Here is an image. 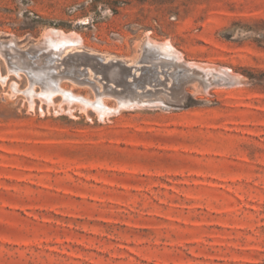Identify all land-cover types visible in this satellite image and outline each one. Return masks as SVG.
Wrapping results in <instances>:
<instances>
[{
	"label": "rangeland",
	"instance_id": "1",
	"mask_svg": "<svg viewBox=\"0 0 264 264\" xmlns=\"http://www.w3.org/2000/svg\"><path fill=\"white\" fill-rule=\"evenodd\" d=\"M51 28L83 39L59 60L66 95L0 54V264H264V0H0L18 54L36 59ZM192 61L246 80L205 83ZM133 81L163 105L101 116L98 91L116 106Z\"/></svg>",
	"mask_w": 264,
	"mask_h": 264
},
{
	"label": "bare ground",
	"instance_id": "2",
	"mask_svg": "<svg viewBox=\"0 0 264 264\" xmlns=\"http://www.w3.org/2000/svg\"><path fill=\"white\" fill-rule=\"evenodd\" d=\"M147 36V35H146ZM145 38V37H144ZM82 40L81 36L79 33H77L76 31H70V32H66L63 29H58V28H51L49 29L45 36H44V41H43V45L40 47L41 52L39 54H36L37 56L34 57L33 55L30 56L31 58H36V59H32V61L30 60L29 56H27V54L21 53L18 54V52L16 51V49H14L11 44V42H9V44H4L3 42H0V54H2L3 56H5L7 59H10L11 61L14 62L13 65H15L14 68L10 69L11 72H14L16 74H19L21 71H24L26 73H29L32 75L31 80V84H33V86L35 84H40L43 87V94L44 98L46 97L47 99H49L51 97V101H52V96L55 94L57 95V93H62L64 95H66V92L61 88L60 83L62 80H64L65 78H69L70 76L73 78L76 77V73H74L73 75L70 74H64L62 72H65V70L63 69L64 67H62L63 64H69L66 65L67 67V71L68 69L71 67L70 62L68 60H64V61H60L61 63H59V60L61 59V55L63 53L72 51V50H76L79 51L82 48ZM2 41V40H1ZM146 41V40H145ZM148 48L151 50L153 49L154 51H157L160 55V58H164V59H170L173 60L174 62L182 60V55H180V51H178L177 47L174 45V43L171 40H164V41H153L149 38L148 40ZM84 44V43H83ZM86 47V46H85ZM146 47V46H145ZM146 47V48H147ZM34 50V49H33ZM39 50V51H40ZM35 51V50H34ZM90 51V50H89ZM143 51V50H142ZM82 52V51H81ZM85 52V51H84ZM144 52V51H143ZM88 53V52H87ZM77 55V52L75 53ZM80 54V53H78ZM89 54V53H88ZM92 54H94V52H92ZM100 54V53H98ZM148 54V53H147ZM156 54V53H155ZM29 55V54H28ZM67 55V54H66ZM83 55V54H82ZM91 55V54H90ZM158 55V56H159ZM73 56V55H72ZM72 56L69 55V58H71ZM78 56V55H77ZM75 56V59H77ZM86 56V55H85ZM152 56V55H151ZM149 57V56H147ZM68 58V57H67ZM74 58V57H73ZM91 58V57H90ZM90 58H87L86 61L89 62V65L91 64ZM106 59H108V57H104ZM154 58V57H153ZM65 59V58H64ZM85 59V58H83ZM99 59V58H98ZM9 60V61H10ZM63 60V59H62ZM80 60H82L80 58ZM92 60V59H91ZM103 59H101V61L97 62H102ZM105 60V59H104ZM121 60V58H120ZM79 61V60H78ZM95 61V60H94ZM112 61V60H111ZM157 61V60H156ZM161 61V60H160ZM183 61V60H182ZM12 62V63H13ZM76 62V61H74ZM84 64V61H81ZM113 63L115 61H112ZM166 62V61H165ZM78 63V62H77ZM76 63V64H77ZM93 63V62H92ZM105 63V61H104ZM110 63V62H109ZM108 63V64H109ZM112 63V64H113ZM130 63V62H129ZM168 63V62H167ZM170 63V62H169ZM181 63V62H180ZM179 63V64H180ZM111 64V65H112ZM117 64V63H116ZM122 64V63H120ZM125 64V63H124ZM140 63H137L135 66V68H133V73L131 70V73L134 75V77H138L140 72H139V68H140ZM147 64V63H146ZM152 64V63H151ZM174 64V63H173ZM186 64V62H185ZM184 64V65H185ZM188 69H190L193 74H200V78L202 79L203 82L208 83L211 79V77H216V78H221L225 81H231L232 83H241L244 80V76L234 72L231 68L228 67H224V66H219V65H215V64H210V63H204V62H197V61H192V62H188ZM81 65L80 62L79 64H77L76 66ZM82 65V66H83ZM94 65V64H93ZM107 65V63H106ZM109 65V66H111ZM123 65V64H122ZM169 64H166V66ZM171 65V64H170ZM183 65V66H184ZM126 66V65H125ZM164 66V65H163ZM172 66V65H171ZM170 66V67H171ZM181 66V65H180ZM226 66V65H225ZM84 67V66H83ZM113 67L116 68V66L113 65ZM112 67V69H113ZM129 67V66H128ZM127 67V68H128ZM145 67V66H144ZM168 67V66H167ZM166 67V68H167ZM80 68V67H78ZM96 70L99 71L100 69L98 68V66H95ZM110 68V67H109ZM108 69V75L109 77H105V78H115L116 75L119 73H117V71L115 70H120V69ZM123 68V66H122ZM132 68V67H131ZM152 68V67H151ZM155 68V67H154ZM163 68V67H162ZM161 68V69H162ZM169 68V67H168ZM167 68V69H168ZM66 69V67H65ZM84 69V68H83ZM82 69V70H83ZM86 69V67H85ZM84 69V70H85ZM129 69V68H128ZM127 69V70H128ZM142 69V67L140 68ZM72 70V69H71ZM130 70V69H129ZM157 70L154 69L153 71ZM97 71H93V68H90L88 66V74L90 73V81H88L90 84L95 83L92 79H94L96 82L99 81V83H101L99 80L100 78H102L101 74H97ZM105 71V70H104ZM107 71V70H106ZM105 71V72H106ZM122 71V70H120ZM126 71V68H124V71ZM166 71V70H165ZM189 71V70H188ZM70 72V71H69ZM130 72V71H129ZM152 72V70H151ZM161 72V71H160ZM178 72V71H177ZM71 73V72H70ZM73 73V72H72ZM87 73V72H86ZM104 73V72H102ZM107 73V72H106ZM173 73V72H172ZM175 73V72H174ZM191 73V72H190ZM85 74V73H84ZM124 74V73H123ZM126 74V73H125ZM128 74V73H127ZM126 74V75H127ZM148 74V73H147ZM169 74V73H168ZM185 74V73H184ZM94 75V76H93ZM107 75V76H108ZM121 75V74H120ZM141 75V74H140ZM157 75V74H156ZM162 75V73H161ZM167 75V74H166ZM175 75V74H174ZM182 75V74H180ZM189 75V74H187ZM86 76V75H85ZM131 76V75H130ZM158 76V75H157ZM173 76V74H172ZM81 77V75H80ZM83 77V75H82ZM182 77V76H181ZM194 77V76H193ZM71 78V79H72ZM87 78V77H86ZM92 78V79H91ZM104 78V79H105ZM127 78V77H126ZM142 78V77H141ZM148 78V76H147ZM159 78V77H158ZM167 78V77H166ZM80 78H78L79 80ZM85 79V78H84ZM103 79V78H102ZM108 79V80H109ZM146 79V77H145ZM150 79V78H149ZM175 79V77H174ZM75 80V79H74ZM77 80V79H76ZM75 80V81H76ZM131 80V79H130ZM142 80V79H141ZM159 80V79H156ZM73 81V80H72ZM105 81V80H104ZM118 81V80H117ZM124 81V80H123ZM153 81V80H152ZM152 81L150 83H152ZM74 82V81H73ZM79 82V81H78ZM82 82V81H81ZM106 82V81H105ZM116 82V81H115ZM122 82V81H121ZM125 82V81H124ZM130 81H127V83ZM147 82V81H145ZM143 83V85L139 86L137 85L136 82L133 81V83H136L135 85H137V87H144V89H149L150 85L147 83ZM149 82V81H148ZM167 82V81H166ZM178 82V81H176ZM174 81V83H176ZM104 83V82H102ZM107 83V82H106ZM112 83V82H111ZM120 83V82H119ZM118 83V84H119ZM132 83V81H131ZM164 83V82H163ZM244 83V82H243ZM78 84V83H75ZM98 84V83H97ZM116 84V83H115ZM106 85V84H105ZM127 85V89H123L124 91H127V99H122L119 101V103L117 102L118 105L114 106V105H110V104H105L103 103V99L104 98H108L110 97L108 93H106V89L104 90H99L97 93L98 96V102L95 103L96 109L99 111L98 113H101V116L103 115H107V114H111L114 112H118L120 109L122 108H136V107H143V106H154L157 107L159 105H163V101L161 100H152L151 98H143L142 100H137L134 97V92H133V88L134 86H131L130 84H126ZM125 85V86H126ZM63 86V85H62ZM111 86V85H109ZM113 86V83H112ZM109 87L107 88V92H117V90H114L113 87ZM161 86V85H159ZM168 86V84H167ZM35 87V86H34ZM105 87V86H104ZM118 87V86H117ZM123 87V86H122ZM158 87V86H157ZM169 87V86H168ZM177 87V86H176ZM103 88V87H102ZM172 88V86H171ZM68 89V88H67ZM159 89V88H158ZM162 89V88H160ZM174 89V88H172ZM171 89V90H172ZM182 89V88H181ZM209 89V88H208ZM66 90V89H65ZM179 90V89H177ZM183 90V89H182ZM207 90V88H206ZM29 91V90H28ZM71 91V90H70ZM154 91V90H153ZM160 91V90H159ZM180 91V90H179ZM31 92V91H30ZM161 92V91H160ZM38 93V92H37ZM157 93V92H156ZM156 93H153L152 95H158ZM174 93V91H173ZM176 93V92H175ZM31 94V93H30ZM35 94V93H34ZM74 94V93H73ZM122 94V93H121ZM124 94V93H123ZM122 94V95H123ZM160 94V93H159ZM33 95V94H31ZM38 95H40L38 93ZM68 95V94H67ZM75 95V94H74ZM77 95V94H76ZM34 96V95H33ZM41 96V95H40ZM42 96V97H43ZM82 96V95H81ZM173 96V95H172ZM54 97V96H53ZM66 97V96H65ZM112 97H116L112 96ZM120 96H118L119 98ZM158 97V96H156ZM76 98V97H74ZM88 98V97H87ZM159 98V97H158ZM177 98V97H176ZM54 99V98H53ZM163 100V99H162ZM49 103V102H48ZM81 103L83 105V109L89 105H91V101H88L86 99H81ZM107 103V102H106ZM71 104V103H69ZM81 105V106H82ZM94 105V103H93ZM96 110V111H97Z\"/></svg>",
	"mask_w": 264,
	"mask_h": 264
},
{
	"label": "water",
	"instance_id": "3",
	"mask_svg": "<svg viewBox=\"0 0 264 264\" xmlns=\"http://www.w3.org/2000/svg\"><path fill=\"white\" fill-rule=\"evenodd\" d=\"M200 78V77H199ZM201 79V78H200ZM202 80V79H201ZM186 81L182 82L179 86V88H182L183 85L185 84ZM133 92H134V97L137 100H142L143 98H148L153 96L152 94L154 93L153 91L149 90V89H144V87H142L141 90H137L136 87L133 88ZM180 100V99H179Z\"/></svg>",
	"mask_w": 264,
	"mask_h": 264
}]
</instances>
